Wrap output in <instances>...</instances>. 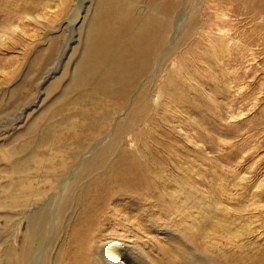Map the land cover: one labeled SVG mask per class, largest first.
Segmentation results:
<instances>
[{
  "label": "rangeland",
  "instance_id": "obj_1",
  "mask_svg": "<svg viewBox=\"0 0 264 264\" xmlns=\"http://www.w3.org/2000/svg\"><path fill=\"white\" fill-rule=\"evenodd\" d=\"M109 257L264 264V0H0V264Z\"/></svg>",
  "mask_w": 264,
  "mask_h": 264
},
{
  "label": "bare ground",
  "instance_id": "obj_2",
  "mask_svg": "<svg viewBox=\"0 0 264 264\" xmlns=\"http://www.w3.org/2000/svg\"><path fill=\"white\" fill-rule=\"evenodd\" d=\"M112 1V0H111ZM110 2H108V3H106V2H102L101 4H102V7H103V13H102V15L100 16V18L99 19H97L98 21H102V20H104V21H106L107 20V17L109 16V17H113V16H111V14H113L112 13V8H111V6H108V4H109ZM157 6V5H156ZM116 8H120L119 9V11H117V12H115L116 13V15H115V17H113V18H115V21H113V23H115L116 22V19H121L125 14H126V12H125V10H122V6L121 5H116L115 6ZM156 10H158V9H156ZM157 12V11H156ZM151 14V13H150ZM156 14V13H155ZM153 16H154V14H152ZM157 15V14H156ZM156 15H155V17H156ZM146 20V19H145ZM147 20L149 21V23H151V21H153L151 18H147ZM157 21V20H156ZM156 23V22H155ZM146 24V23H145ZM150 25V24H149ZM120 26V25H119ZM96 28V27H95ZM95 28L92 30V32H96V30H95ZM97 30H99L100 31V28H98L97 27ZM139 30V29H138ZM142 32H145V29H143L142 30ZM93 35V34H92ZM96 36V35H95ZM148 37V36H147ZM95 38V37H94ZM94 38H92V36H91V38H90V41L92 42L93 41V39ZM98 38V37H97ZM113 52H115V51H113ZM99 54V53H98ZM113 55V54H112ZM99 57V56H98ZM116 57V56H115ZM114 57V58H115ZM92 63V62H91ZM126 244V243H125ZM125 248H126V246L124 245V246H122V251L123 250H125ZM108 249V248H107ZM115 249V248H114ZM111 251H112V249H110ZM110 251V252H111ZM116 251V250H115ZM121 253V252H120ZM123 253V252H122ZM121 253V254H122ZM116 256V255H115ZM117 256H120L119 254L117 255ZM116 256V257H117ZM105 258V257H104ZM112 258H110L109 257V264H126V260L125 261H122L121 263H118V262H116V261H112V260H115V259H112ZM117 259H120V257H118ZM130 260V259H129ZM133 264V263H132Z\"/></svg>",
  "mask_w": 264,
  "mask_h": 264
}]
</instances>
